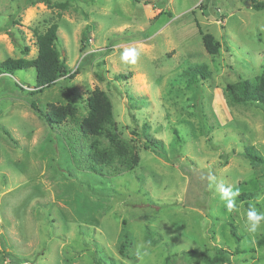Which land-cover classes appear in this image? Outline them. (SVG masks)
I'll return each mask as SVG.
<instances>
[{"label": "rangeland", "instance_id": "rangeland-1", "mask_svg": "<svg viewBox=\"0 0 264 264\" xmlns=\"http://www.w3.org/2000/svg\"><path fill=\"white\" fill-rule=\"evenodd\" d=\"M62 1L0 0V63L34 58L35 35L56 22L55 46L73 76L31 95L33 67L0 74V264H205L220 249L222 264H264V227L250 234L241 219L253 205L264 212V166L242 155L250 147L264 157V110L231 104L225 90L261 74L264 10L251 0ZM199 30L218 42L216 54ZM125 49L137 51L135 63L121 61ZM96 88L137 154L130 170L93 174L85 163L91 138L75 125ZM31 99L45 115L70 105L75 119L47 123ZM143 135L163 153L145 149ZM220 183L237 193L236 210Z\"/></svg>", "mask_w": 264, "mask_h": 264}, {"label": "trees", "instance_id": "trees-1", "mask_svg": "<svg viewBox=\"0 0 264 264\" xmlns=\"http://www.w3.org/2000/svg\"><path fill=\"white\" fill-rule=\"evenodd\" d=\"M27 2H44L50 5V0H27ZM69 0H63L57 3L56 6L62 9L66 8ZM147 3V2H146ZM251 7L254 10H264V0H251ZM58 24L56 22L50 23L43 32L35 35V44L37 47V54L32 59L19 57L16 59H6L0 63V74L8 73L14 74L15 71L33 67L35 70V79L37 84L34 89L29 93L32 95L39 92L42 88L48 87L55 83L56 78L65 76V78L73 77L68 74L69 70L64 61L59 57V52L56 49L55 42L57 40ZM200 36L203 46L207 53L213 55L218 52L219 45L214 37L208 33H202ZM28 51L27 46L21 49L24 54ZM192 73L198 72L205 75V68L203 66H195L190 69ZM190 72V73H191ZM68 74V75H67ZM126 79L129 73L118 74V78ZM192 83V77L188 79ZM226 94L231 104H257L264 110V64L262 65L261 74L253 82L248 79L238 76L235 83H228L226 85ZM30 107L47 123L60 124L68 114L69 118H74V109L67 105L64 109L57 110L51 108L45 115L39 109L35 100L31 99L29 102ZM86 114L81 120L76 121V130L80 133L81 137L85 140L91 138L90 148L87 153L86 165L93 174H102L105 168H113L120 170L132 169L138 161V157L133 148L129 147L116 132H114V122L112 115L111 101L103 91L96 88L86 99ZM75 119V118H74ZM8 134L6 130H3ZM176 133V132H175ZM98 136H104L107 139V145L101 146ZM142 145L145 149H152L156 153L162 152V143L159 140L149 138L143 135ZM246 159L253 163H261L264 166V157L259 155L250 147H246L242 154ZM252 194H244L238 196V200L245 201L251 198ZM247 204V202H246ZM248 205V204H247ZM230 235L239 241V237L235 233L234 227H230ZM129 238L123 234L121 243L119 244L118 251L123 254L129 247ZM257 246L264 245V235L256 240ZM234 252H236L234 250ZM226 251L219 250V252L212 257H205V264H222L225 262Z\"/></svg>", "mask_w": 264, "mask_h": 264}, {"label": "clouds", "instance_id": "clouds-1", "mask_svg": "<svg viewBox=\"0 0 264 264\" xmlns=\"http://www.w3.org/2000/svg\"><path fill=\"white\" fill-rule=\"evenodd\" d=\"M137 56V51L135 49H125L121 54L122 62L135 63V58ZM209 177V180H212ZM216 190L220 194V198L226 201V207L229 211L236 210V204L234 197L237 195L233 192L230 187H226L223 183L217 185ZM241 219L243 221V228L250 234L257 233L262 227H264V212H260L256 207L250 206L245 213L242 214Z\"/></svg>", "mask_w": 264, "mask_h": 264}, {"label": "water", "instance_id": "water-1", "mask_svg": "<svg viewBox=\"0 0 264 264\" xmlns=\"http://www.w3.org/2000/svg\"><path fill=\"white\" fill-rule=\"evenodd\" d=\"M245 5H250V1H249V0L246 1V2H245Z\"/></svg>", "mask_w": 264, "mask_h": 264}]
</instances>
